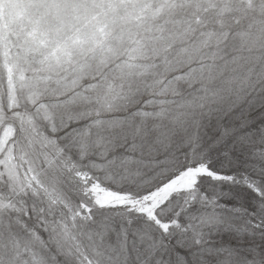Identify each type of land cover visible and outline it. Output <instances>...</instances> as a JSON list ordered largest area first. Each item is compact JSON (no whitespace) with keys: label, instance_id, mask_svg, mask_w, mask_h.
I'll list each match as a JSON object with an SVG mask.
<instances>
[{"label":"snow or ice","instance_id":"snow-or-ice-1","mask_svg":"<svg viewBox=\"0 0 264 264\" xmlns=\"http://www.w3.org/2000/svg\"><path fill=\"white\" fill-rule=\"evenodd\" d=\"M0 264H264V0H0Z\"/></svg>","mask_w":264,"mask_h":264}]
</instances>
